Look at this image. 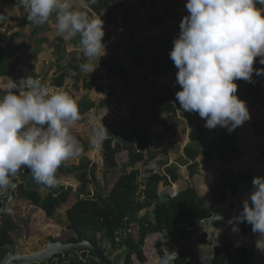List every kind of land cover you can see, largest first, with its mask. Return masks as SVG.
<instances>
[{
  "label": "crops",
  "instance_id": "crops-1",
  "mask_svg": "<svg viewBox=\"0 0 264 264\" xmlns=\"http://www.w3.org/2000/svg\"><path fill=\"white\" fill-rule=\"evenodd\" d=\"M186 3L187 0H96L95 3L89 5L88 0H76V7L89 11L90 15L101 16L105 22L104 43L107 54L100 62L93 61L97 69L90 73L80 68V65L87 60L79 48V37L65 41L55 35L54 16L49 22L36 26L27 20L29 12L22 5H18V0H0V14L7 15L9 12L0 25H15L17 28V33L6 50L7 61L11 66H15L16 70L13 76L0 77V85L6 86L11 79L16 81L23 75L43 76L51 84L69 94L79 107L81 119L71 131L83 145L84 153L81 157L70 159L66 163L71 168H80L81 171L75 173L70 169L61 174L59 187L72 188L74 192H77L81 187L79 176L84 173L91 179L94 169L95 178L88 186V194L90 197L107 195L112 188L116 174L120 173V169L109 173H106L105 169L104 142L113 138L115 142L144 154L148 164L137 165L141 171L143 183L150 172L165 174L169 167L180 169L182 179L178 182H171L169 185L161 183L159 187L161 195L170 196V192L174 189L183 192L189 187H196L201 197L208 198L210 187L214 184L207 188L206 195V186L202 188L197 186V180L199 177H204V171L208 170V177L210 171L215 172L214 175H216L228 164L221 163L217 158L211 164H207L201 156L197 160L199 171L191 179L188 167L193 162L184 153V149L190 143V122L200 121L204 127L206 120L202 119L198 113H181L180 111H177L176 115L173 113L159 115L157 108L152 109L146 106L133 110V117H130L131 104L137 101V96L141 95L146 101L149 96L164 87H170L176 96L177 90L181 88L176 83L177 72L156 77L150 64L152 61L158 65L168 61L173 62L169 54L173 49L174 39L181 31L180 24L189 14L185 7ZM257 7L264 6L257 5ZM112 8H116L117 12L109 17L108 10ZM23 9L26 11L23 12ZM35 53L37 54L36 59H34ZM260 59L257 57L254 68H262L263 65L259 63ZM30 64L34 65L33 70ZM117 67H122L125 73L121 77L113 78V71ZM263 76L254 73L251 82L235 81L238 85L236 95L246 102L251 114V119L245 122L248 123L249 128L247 129L255 132L254 139L259 141L258 144L264 141V138L259 137L255 130L258 118L264 119V91H259V93L253 91L259 85H262L263 89L264 84L261 80ZM4 94L6 92L0 91V96ZM258 114H261V117H258ZM116 121L123 127H116L113 124ZM102 124L110 134L108 133L101 146L90 147L89 137L93 128ZM237 129L239 132L236 144L239 146L243 128L239 126ZM226 130V128L217 127L220 133ZM215 139L217 135L209 130L202 142L205 145L207 141L206 145H208ZM125 157L126 153L122 152L118 159ZM216 162L223 165L222 169L214 171ZM234 163L233 165L237 162ZM190 180H194V183L188 185L187 182ZM185 185L187 187H184ZM142 188L145 189L144 186ZM12 205L16 212L17 210L21 212L23 209L22 202L15 201ZM16 205L21 206V209L16 208ZM66 209L62 207L56 211V213L59 211L64 214L62 222L67 221ZM41 214L47 218L42 210H38L32 217L34 226L42 232L34 236L48 237L53 232H57L58 226L48 218V221L43 223L47 226L46 231L36 226L34 219ZM64 227L66 231L68 224ZM63 232L55 233L53 238L62 236Z\"/></svg>",
  "mask_w": 264,
  "mask_h": 264
},
{
  "label": "clouds",
  "instance_id": "clouds-1",
  "mask_svg": "<svg viewBox=\"0 0 264 264\" xmlns=\"http://www.w3.org/2000/svg\"><path fill=\"white\" fill-rule=\"evenodd\" d=\"M76 0H18L28 10L27 20L40 26L54 16L55 35L65 41L77 36L87 62L80 68L93 73L94 60L106 56L105 22L75 6ZM96 0H88V4ZM264 0H187L188 15L180 24L170 58L178 69L176 93L180 109L198 113L205 127L226 128L229 133L251 119L245 101L237 95V80L251 82L264 75ZM0 14V22L8 16ZM0 96V190L11 186L21 169L31 170L36 182L48 188L58 184L57 173L70 159L84 153L72 134L81 119L77 102L63 90L42 84L32 76L11 79ZM104 124L94 127L90 147L108 136ZM253 190L243 201L240 223L247 222L260 235L257 248L264 251V177L253 178ZM238 231V227L234 228Z\"/></svg>",
  "mask_w": 264,
  "mask_h": 264
},
{
  "label": "trees",
  "instance_id": "trees-1",
  "mask_svg": "<svg viewBox=\"0 0 264 264\" xmlns=\"http://www.w3.org/2000/svg\"><path fill=\"white\" fill-rule=\"evenodd\" d=\"M22 11L26 10L23 9ZM116 12V8L109 9V17L115 15ZM110 21L112 20L110 19ZM36 58L37 54L35 53L34 59ZM29 66L32 70L34 69L33 64ZM150 66L156 77L178 72L174 62L171 61L162 65L152 61ZM15 70V66H11L7 61L6 50H0V77L13 76ZM124 73L122 67H117L114 69L112 77H121ZM261 80L264 84V76ZM16 81L18 82V80ZM261 86L256 87L253 92L264 91V87L262 89ZM181 90L179 88L177 91ZM137 97V101L131 104L130 117H133V110L138 109V107L145 108V106L152 109L157 108L159 115L164 113L176 115L177 111L187 113L180 109L179 101L176 100V96L170 87L161 88L149 96L146 101L141 95ZM113 124L119 128L123 127L117 121ZM190 129V143L184 149L185 156L193 162L188 167L189 178L192 179L198 173L199 162L197 160L201 156L204 157L207 164H211L215 158L228 165H232L236 161V157L239 156L236 144L239 132L237 128L231 133L228 130L220 133L217 131V127L211 129L217 135V139L210 141L206 146L202 141L210 129L203 127L200 121L194 120L190 122ZM255 130L259 137L264 138V120L257 121ZM122 152L126 153V157L118 159ZM103 157L106 173L120 169V173L115 175L116 178L107 195L90 197L88 194V186L95 178L94 169L91 179L84 173L79 176L81 187L77 192H74L72 188L59 187L61 174L70 169L75 173L81 171L78 167L71 168L67 163L58 170V184L52 188L44 185L48 191L42 194L28 192L23 186H19L15 190V199L17 202L23 203V209L21 212L17 210L8 220L0 221V257L11 251L20 237L28 239L34 235L42 234L32 221V217L38 210H42L48 219H55L57 217L55 210L66 207L68 226H71L72 229L66 230L58 239L59 241L78 243L81 240H87L102 248L109 244L112 252H123L124 264H143L146 262L144 247L148 237L158 235L161 231L176 225L178 222L193 224L197 217L204 215V198L193 187L187 188L176 197L160 194L161 183L169 185L171 182H178L182 179L179 168L169 167L165 174L150 172L143 183L141 171L137 165H147L146 157L135 149L115 142L113 138L104 142ZM27 170L34 179L31 170L28 168ZM143 186L145 187V196L138 202L136 198ZM224 187L226 184L213 190L216 194L222 195L225 192ZM3 193L4 189L0 190V196ZM151 208H153L152 211H147L145 215H141L143 211ZM50 241L56 240L51 238ZM152 242L153 238L149 240V246ZM155 245L156 242L154 247ZM110 250V257L120 264L119 261L122 256L118 255L117 258H113ZM157 261V256H154L153 263L156 264ZM50 264L102 263L95 257L84 255L83 258H79L74 253H68L65 258L60 255L55 256ZM176 264H189L188 257L186 255L180 256Z\"/></svg>",
  "mask_w": 264,
  "mask_h": 264
},
{
  "label": "water",
  "instance_id": "water-1",
  "mask_svg": "<svg viewBox=\"0 0 264 264\" xmlns=\"http://www.w3.org/2000/svg\"><path fill=\"white\" fill-rule=\"evenodd\" d=\"M0 91L6 92L5 86L0 85ZM243 166L239 164L238 167ZM235 168V171H238ZM250 173V172H249ZM255 177H264V165L261 166L259 173H252ZM11 186L4 190V193L0 196V221L8 220L16 211L11 207V205L16 201L15 190L19 186H23L28 192H35L42 194L48 189L36 182L32 178L31 174L28 172L27 168L21 169L14 177H11ZM253 179L246 183L238 192V195L233 198L231 193L228 194V200L225 204L220 207L213 206L212 198L210 202L206 205L209 212L212 214L210 219L196 220V224L190 227L186 223H177L174 227L166 229L159 233L156 239V251L159 255L158 264H170L177 259L176 255H170L166 251V244L169 241H175L177 245L191 247L193 242L198 239V237L209 229L217 227L219 225L222 228L230 226L231 232L232 227L235 224H240L235 218L240 216L243 209V200L248 198L249 193L253 190ZM145 196V189L142 188L137 195V201H141ZM234 202L235 209L231 210L229 205ZM242 203V204H241ZM57 210H55L56 213ZM72 227L68 226L67 230H71ZM238 234V231H236ZM61 235L55 238L56 241H49L43 246L39 251L32 252L31 254H23L17 249L16 253H9L1 261L0 264H50L55 256L66 257L68 253H74L79 258H83L84 255L87 257H95L102 264H118L114 259L110 257L109 250L102 248L100 246L93 245L87 240H81L78 243H63L59 241Z\"/></svg>",
  "mask_w": 264,
  "mask_h": 264
},
{
  "label": "flooded vegetation",
  "instance_id": "flooded-vegetation-1",
  "mask_svg": "<svg viewBox=\"0 0 264 264\" xmlns=\"http://www.w3.org/2000/svg\"><path fill=\"white\" fill-rule=\"evenodd\" d=\"M261 114H258V117H261ZM262 119L263 118H258V121ZM261 142L262 143L258 145L259 149L254 153L256 162L255 164L253 163L254 165L251 164L250 160H248L247 163H245L244 160H239L238 162L243 166L238 167V163H236L235 166H233V164L227 165L223 171L216 173L214 176V185L210 187V194L207 199H204V215L202 217H197L193 224L184 223L193 227L196 224V220L210 219L212 214L209 212L206 205L210 202L211 198L213 206L220 207L227 202L229 193H231L232 197L235 198L238 195L239 190L253 179L254 176L252 173L260 172L261 166L264 165V141ZM237 167L238 171H235L234 169H237ZM225 184L226 187H224V194L219 195L214 192L213 189H217L216 187ZM194 189L197 188L195 187ZM179 193L177 195H179ZM229 207L231 210H234V202H232ZM237 227L238 234L234 231V228ZM158 236L159 234L157 237ZM259 239H261L260 235L253 233L252 226L247 222H244L235 224L232 227V232L230 226H227L224 229L221 225L211 228L204 234L200 235L198 239L193 242L191 247L184 246L182 248L181 245H177L175 241H169L165 248L170 255L177 254V259L182 255H186L188 257L189 264H264V251L257 248V241ZM16 245L11 251L6 253L3 257H0V261L9 253L15 254L17 249L21 252L19 246ZM145 249L146 245L144 247V250ZM145 255H147L146 252ZM153 255L157 256L158 261L156 264H158L159 255L155 247ZM153 255L151 258L147 255L148 257L146 256V258L148 259L143 264H154ZM177 259L170 264H176Z\"/></svg>",
  "mask_w": 264,
  "mask_h": 264
},
{
  "label": "rangeland",
  "instance_id": "rangeland-1",
  "mask_svg": "<svg viewBox=\"0 0 264 264\" xmlns=\"http://www.w3.org/2000/svg\"><path fill=\"white\" fill-rule=\"evenodd\" d=\"M244 124L241 126L243 128L242 129V138L239 141V146H237L238 147V151H239V156L237 157L236 162L238 163L239 160H244V162L247 163V161L245 159L249 158L250 161H251V164H253V163L255 164L256 162H255L254 153L259 149L258 145H260V144H258L259 143L258 140L254 139L256 137L255 132H253L252 129H247V128H249V127H247L248 123L247 124L244 123ZM206 144H207V141L205 142V145ZM233 166H235V165H233ZM222 167H223L222 164H220L219 162H216L214 164V171H218V170L222 169ZM207 174H208V170H206V172L205 171L203 172V175H204L203 178L199 177V180H197L198 181L197 182V186H199V187L201 186V188L206 186L205 187V189H206V193L205 194L206 195L208 193L207 192V188L210 185L214 184V178H215L214 174H215V172L210 171L209 177H208ZM193 183H194V180H190V182H187L188 185L189 184L191 185ZM184 187H187V185H185ZM11 207H13V209H14V205H12ZM16 208L21 209V206L16 205ZM152 210H153V208H151L149 210H145V211L142 212L141 215H145L147 213V211H152ZM55 215L57 216L55 219L53 218V219H49V220L50 221L52 220V223L54 225L58 226L57 232H62V231L65 232V228L66 227H64V225L68 224V222L67 221H64V222L61 221L62 218L64 220V216H63L64 214L62 212L58 211ZM46 221H48V219L43 214L35 217V219H34V222H36V226L41 228L42 231H46V229H47V226L43 225V223L44 222L46 223ZM57 232H53V234H51L48 237L41 236V235L34 236V237L29 238V239H26L24 237H20L16 246H19V248L21 250V253H23V254H31L32 252L41 250L43 248V246L45 244H47L50 241V239L53 238V236L56 235L55 233H57ZM152 238H153V242H152L151 246H149V240L152 239ZM155 239H157V235H152L151 237H148L147 243H146V249L144 250L146 252V254L148 256H150V258H151V256L153 255V252H154V244L156 242ZM105 249L110 250V245L106 244L105 245ZM111 254H112L113 258H117L118 255H121L122 259L119 262H120V264H124V255H123L122 251H118V252H114V251L112 252L111 251ZM135 263H137V260H135Z\"/></svg>",
  "mask_w": 264,
  "mask_h": 264
},
{
  "label": "built area",
  "instance_id": "built-area-1",
  "mask_svg": "<svg viewBox=\"0 0 264 264\" xmlns=\"http://www.w3.org/2000/svg\"><path fill=\"white\" fill-rule=\"evenodd\" d=\"M17 33V28L15 27V25H9V26H1L0 25V50H7L10 42L12 41V39L14 38V36ZM30 77V75H23L18 79V82L22 79L28 78ZM35 79H39L42 84H45L47 86L50 87H54L57 89H60V87L51 84L47 78L43 77V76H32ZM178 194V191L176 189L172 190V192L170 193V197H176Z\"/></svg>",
  "mask_w": 264,
  "mask_h": 264
}]
</instances>
